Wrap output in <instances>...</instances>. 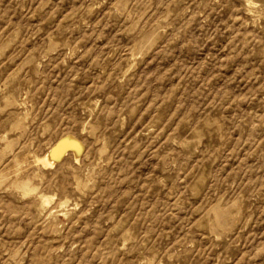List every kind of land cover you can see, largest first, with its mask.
I'll use <instances>...</instances> for the list:
<instances>
[{
  "label": "rangeland",
  "instance_id": "1",
  "mask_svg": "<svg viewBox=\"0 0 264 264\" xmlns=\"http://www.w3.org/2000/svg\"><path fill=\"white\" fill-rule=\"evenodd\" d=\"M0 264H264V0H0Z\"/></svg>",
  "mask_w": 264,
  "mask_h": 264
},
{
  "label": "bare ground",
  "instance_id": "2",
  "mask_svg": "<svg viewBox=\"0 0 264 264\" xmlns=\"http://www.w3.org/2000/svg\"><path fill=\"white\" fill-rule=\"evenodd\" d=\"M72 151L74 159L78 160L82 150V143L71 135L61 137L41 158L36 161L43 166H52L56 161L65 155L66 151Z\"/></svg>",
  "mask_w": 264,
  "mask_h": 264
}]
</instances>
